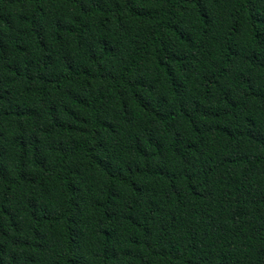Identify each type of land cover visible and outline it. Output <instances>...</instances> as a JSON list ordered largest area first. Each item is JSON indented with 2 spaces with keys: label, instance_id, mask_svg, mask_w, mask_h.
<instances>
[{
  "label": "trees",
  "instance_id": "obj_1",
  "mask_svg": "<svg viewBox=\"0 0 264 264\" xmlns=\"http://www.w3.org/2000/svg\"><path fill=\"white\" fill-rule=\"evenodd\" d=\"M0 264H264V0H0Z\"/></svg>",
  "mask_w": 264,
  "mask_h": 264
}]
</instances>
